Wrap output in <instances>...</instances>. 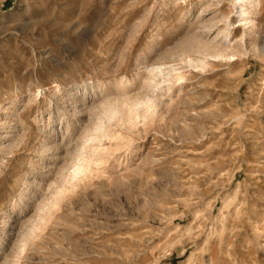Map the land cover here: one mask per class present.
<instances>
[{"label":"rangeland","instance_id":"374dc122","mask_svg":"<svg viewBox=\"0 0 264 264\" xmlns=\"http://www.w3.org/2000/svg\"><path fill=\"white\" fill-rule=\"evenodd\" d=\"M245 2L0 0V264H264V0ZM51 125L86 179L54 173Z\"/></svg>","mask_w":264,"mask_h":264},{"label":"bare ground","instance_id":"6f19581e","mask_svg":"<svg viewBox=\"0 0 264 264\" xmlns=\"http://www.w3.org/2000/svg\"><path fill=\"white\" fill-rule=\"evenodd\" d=\"M239 1H246L245 3H246V5H249V4H251V3H253L255 0H239ZM245 12H247L246 11V9H243V10H241V14H244ZM251 21H247V23H250ZM202 48V49H201ZM201 48H199V50H197L198 52H201V51H204V53L205 54H209L206 50H207V48L208 47H206V46H203V47H201ZM188 63L189 64H191V65H194V66H200V67H202L203 65H204V62H202L201 60H197V61H193L192 59H188ZM150 70H155V71H159V72H161V70H160V68H158V67H156V68H151ZM175 70V69H174ZM152 72V71H151ZM154 73V72H153ZM152 74V73H151ZM150 74V75H151ZM152 75H154V74H152ZM151 75V76H152ZM172 78L173 79H175V80H180L182 77H181V74L180 73H176V74H174L173 76H172ZM69 95L71 96V97H73V104H74V113L77 115V114H79V113H82V112H84V111H86L87 110V104L85 103V100H83L82 98H81V96L79 97V95H78V92H77V90H71V91H69ZM80 99H82L81 101H80ZM155 100H151V99H143L142 101H140L139 103H138V106H137V108H140V107H143L144 108V110L145 111H149V110H151V109H153V107L155 106V102H154ZM136 104V103H135ZM105 106H107V105H105V104H102V114L104 115V116H107V117H110V118H115L116 116H117V112H120L121 110H119V108H118V103L117 104H114V105H110V106H108V107H105ZM122 108V107H121ZM142 108V109H143ZM156 108V107H155ZM153 111H154V109H153ZM116 115V116H115ZM125 115H127V114H125ZM109 118V119H110ZM118 119V118H117ZM77 124V123H76ZM72 123H70V121L69 122H67V129H69V127H72ZM104 126L103 125H101V124H96L95 126H93V127H91V128H89V129H85L84 131H82V138H84L85 140H87V142H88V140H94V139H96V136L97 135H99L100 134V132L103 130V132H104V134L106 133V131L104 130V128H103ZM52 129H55V127L53 126V125H51L50 126V129H49V132H51L52 134H49L48 136L49 137H51L52 139V143H54V145L56 146H54L55 148H54V151H53V153H52V156L50 157V160H51V162H50V165H55L57 162L58 163H60L61 165H60V167H59V169H58V167H57V169L55 170V172L54 173H61L62 172V170L63 169H65V168H74V167H76L77 165L83 170V168H84V166H83V164L80 162V161H78V160H75V159H71L72 157H70L69 159H66L67 158V156L69 155V149H70V147H69V142H70V139H71V137L69 138V136H67V132H66V134H64V136H62L61 134H59L58 133V131H57V129H55V130H52ZM74 129V128H73ZM52 130V131H51ZM96 134V135H94V134ZM100 136H101V134H100ZM6 137V136H5ZM64 140L63 141V143H61V142H57L58 140ZM67 143H68V145H67ZM65 144V145H64ZM53 147H49V149H52ZM78 155V154H77ZM76 155V156H77ZM75 158H77V157H75ZM79 158V157H78ZM52 168L53 167H51L49 170H52ZM55 168V167H54ZM67 171V170H66ZM70 171L71 170H68L67 171V174H69L70 173ZM64 172V171H63ZM69 172V173H68ZM66 174V175H67ZM45 176V175H44ZM60 177H62L61 176V174L59 175ZM73 177V170H72V172L70 173V175H69V177ZM70 177V178H71ZM63 178H65L64 176H63ZM63 178H61V179H63ZM60 179V178H59ZM55 180V179H54ZM64 180V179H63ZM60 181V180H59ZM62 181V180H61ZM55 183V186H56V181L54 182ZM58 183V182H57ZM62 184V183H61ZM34 185L36 186V188H44L45 186H47V187H50V185H51V183L49 184V183H40L39 181L38 182H35L34 183ZM58 186V185H57ZM55 188H57V187H55ZM59 188H62V187H59ZM29 199H31L30 197H29Z\"/></svg>","mask_w":264,"mask_h":264},{"label":"snow or ice","instance_id":"6c2138e0","mask_svg":"<svg viewBox=\"0 0 264 264\" xmlns=\"http://www.w3.org/2000/svg\"><path fill=\"white\" fill-rule=\"evenodd\" d=\"M80 178V179H86L87 176H86V171L85 170H82L78 165L76 167L73 168V177L72 179L75 180L77 178ZM22 251V249H21Z\"/></svg>","mask_w":264,"mask_h":264}]
</instances>
